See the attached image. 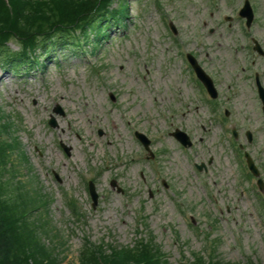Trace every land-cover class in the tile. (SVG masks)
Wrapping results in <instances>:
<instances>
[{
    "label": "rangeland",
    "instance_id": "rangeland-1",
    "mask_svg": "<svg viewBox=\"0 0 264 264\" xmlns=\"http://www.w3.org/2000/svg\"><path fill=\"white\" fill-rule=\"evenodd\" d=\"M242 1L127 0L129 19L109 23L106 39L90 36L79 49L50 44L38 61L18 70L0 65V109L13 117L11 128L39 187L53 199L54 231L68 242L58 256L63 264H78L84 235L93 242L132 245L137 228L147 236L144 224L172 264L192 260L205 247L195 227L220 239L216 248L226 261L264 264V198L249 186L253 177L238 160L235 140L228 141L226 126L217 123L226 120L224 113L215 111L214 119L215 102L193 73L186 81L180 56L181 46L204 68L219 72L220 106H230L227 122L239 125L237 141L259 164L264 180V112L247 81L254 56L246 47L234 51L247 44L242 22L234 17ZM259 2L264 19V0ZM223 16L232 17L230 25ZM9 48L18 50L14 42ZM52 119L55 126L49 125ZM176 129L189 135L190 147L171 135ZM135 132L150 140L153 157ZM247 132L254 133L251 143ZM201 163L203 172L196 169ZM20 172L27 183L26 170ZM92 174H98L95 208L88 190ZM67 193L84 218L73 219ZM213 211L218 222L211 227L204 216ZM43 241L53 245L55 239Z\"/></svg>",
    "mask_w": 264,
    "mask_h": 264
},
{
    "label": "trees",
    "instance_id": "trees-1",
    "mask_svg": "<svg viewBox=\"0 0 264 264\" xmlns=\"http://www.w3.org/2000/svg\"><path fill=\"white\" fill-rule=\"evenodd\" d=\"M112 2L0 0V56L8 52L6 44L13 38L22 43L23 57L28 60L39 43L43 48L53 44L56 33L61 37L60 46L66 45L77 29L82 35L86 27L102 35L103 24L124 12L122 9L111 13L108 8ZM12 125L0 114V264H62L55 245L47 246L43 241L44 236H57L51 231L45 207H39L42 195L36 190L37 181L29 175H25L27 183L20 178V168L27 170L30 164ZM80 264L170 263L162 259L161 250L152 239H142L132 248H113L110 253L104 245H92L88 240Z\"/></svg>",
    "mask_w": 264,
    "mask_h": 264
},
{
    "label": "water",
    "instance_id": "water-1",
    "mask_svg": "<svg viewBox=\"0 0 264 264\" xmlns=\"http://www.w3.org/2000/svg\"><path fill=\"white\" fill-rule=\"evenodd\" d=\"M141 139L144 140L143 137H141ZM91 192H92V194H94V189L93 188L91 189Z\"/></svg>",
    "mask_w": 264,
    "mask_h": 264
},
{
    "label": "bare ground",
    "instance_id": "bare-ground-1",
    "mask_svg": "<svg viewBox=\"0 0 264 264\" xmlns=\"http://www.w3.org/2000/svg\"><path fill=\"white\" fill-rule=\"evenodd\" d=\"M63 129V128H62Z\"/></svg>",
    "mask_w": 264,
    "mask_h": 264
}]
</instances>
